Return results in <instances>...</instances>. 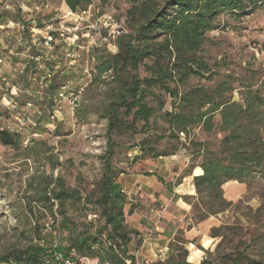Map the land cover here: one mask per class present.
Instances as JSON below:
<instances>
[{"label": "rangeland", "instance_id": "1", "mask_svg": "<svg viewBox=\"0 0 264 264\" xmlns=\"http://www.w3.org/2000/svg\"><path fill=\"white\" fill-rule=\"evenodd\" d=\"M130 6L126 0H92L85 11L70 15L64 0H0V14L7 10L12 15L0 25V129L17 132L21 137L17 148L0 144V256L24 248L30 239L36 244L37 230L52 251L65 244L62 239L66 234L60 231L58 236L55 234L57 215L49 217L47 209L33 202L49 180L52 181L49 189L63 184L65 189L77 191L81 198H94L98 196V184L107 165L109 176L114 170L126 175L134 166L150 171L146 174L155 177L146 178L143 192L132 189L129 183L121 189L128 202L124 207L127 224L140 215L155 216L156 223L148 227L152 232L150 237L145 230V238L154 243L158 238L157 227L166 226L164 223L168 221L160 214L163 199L148 198L147 193L161 186L156 196L162 198L163 193V198L171 199L176 190L187 196L190 186L194 188L193 180L181 178L190 164L198 163L190 162L188 143L174 155L139 160L141 152L137 145L142 140H147L148 147L156 153L176 145L157 139L166 126L159 117L151 119L149 131L138 135L110 134L107 119L102 117V110L115 98L117 89L109 74L104 77V83H91L96 63L93 56L116 53L117 37L127 32L126 12ZM238 16L237 19L220 16V27L206 33L202 56L211 68V80L192 78L190 85L210 86L228 79L234 88L233 101L242 103L247 90L257 91L264 98V6L248 9ZM116 30L120 33L114 35L112 32ZM144 75L140 69L139 76ZM52 84L54 88L62 87L50 93ZM166 100L164 109L170 111L171 99L166 97ZM259 110L264 115V105ZM222 136L218 129L211 133L194 131L195 141L212 147ZM155 162L159 169H155ZM179 183L184 186L177 188ZM168 184H172L171 188ZM222 194L229 203L227 210L200 223L194 219L197 211L189 205L197 202L196 192L193 199H182L191 207L187 218L197 228L193 240L188 237L191 225H187V220L176 222L178 228H173L170 242L164 248L140 249L136 246L138 238H133L129 254L135 256V264L164 261L172 254V248L180 246L188 255L193 252L190 261H195L189 262L187 255L186 262L198 264L219 242V238L211 237V230L217 228L248 231V238L254 231L261 239L252 242L253 249H264V173L247 183L228 182L222 186ZM180 206L187 209L182 203ZM130 208H133L132 216L127 215ZM89 209L90 214L80 224L101 223L96 222L95 207ZM205 239L211 242L203 247ZM139 240L142 243V236ZM54 254L60 252L53 251ZM60 255L75 258L71 253ZM80 264L98 263L89 260Z\"/></svg>", "mask_w": 264, "mask_h": 264}, {"label": "trees", "instance_id": "2", "mask_svg": "<svg viewBox=\"0 0 264 264\" xmlns=\"http://www.w3.org/2000/svg\"><path fill=\"white\" fill-rule=\"evenodd\" d=\"M126 1L131 5L126 12L127 32L117 37L116 53L93 56L96 63L91 72V83H104V77L109 74L117 89L115 98L102 110V117L107 119V131L117 135L146 133L155 116L164 122L163 134L157 139L176 145L156 153L148 147L147 140H142L137 145L141 152L139 160L168 157L179 147L185 148L189 144L186 150L190 162L198 163L190 164L181 178L192 177L194 188L190 186L188 193H194L195 189L197 202L189 205L197 211L196 222H203L227 210L229 203L223 198V185L232 181L247 183L257 174L264 173V115L259 110L264 105V98L257 91L247 90L243 102L239 103L232 99L234 88L228 79L210 86L190 85V80H211V68L202 53L206 33L220 27V16L237 19L248 9L264 6V0ZM64 2L70 11L83 12L92 0ZM11 17L7 10L0 14V25ZM140 69L145 73L143 77L139 76ZM60 87L54 88L52 84L50 93ZM166 97L171 99L170 111L164 109ZM196 129L204 133L218 129L223 136L212 147L194 140ZM181 138L183 142H180ZM20 140L17 132L0 129V144L17 148ZM114 171L109 176L110 168L106 166L98 184L97 197L81 198L77 191L67 190L63 184H55L49 189L52 185L49 180L42 193L33 199L34 203L47 209L49 217L53 218L54 213L58 216L59 231L66 234L62 239L65 244L53 251L60 254L74 252V260L87 258L98 264L136 263L135 256L129 254V245L133 238H138L136 246H140V233L125 222L127 197L115 179L124 172ZM158 181L164 184L160 177ZM171 186L168 184V188ZM90 206L96 209V222H102L80 224V220L90 214ZM132 214L133 208H130L127 215ZM36 233V244L30 239L24 248L2 254L0 262L60 264L40 230ZM248 233L220 228L211 230V237L219 238V242L198 264H264V249L255 251L252 244L261 236H255L252 231L248 238ZM210 242L205 239L202 246L206 247ZM171 251L166 260L150 264H193L189 262L195 261H190L193 252L188 255L182 246ZM187 255L189 262L185 260Z\"/></svg>", "mask_w": 264, "mask_h": 264}, {"label": "crops", "instance_id": "3", "mask_svg": "<svg viewBox=\"0 0 264 264\" xmlns=\"http://www.w3.org/2000/svg\"><path fill=\"white\" fill-rule=\"evenodd\" d=\"M155 164V169H159V164L157 162L154 163ZM139 166H134L132 167V170L130 172H127L126 175L122 174L118 179L117 182L120 184L121 188H123V185L125 183H129L132 185V189H135L136 191H142L143 187L146 184V178L148 177H155V176H148L146 173H151L149 172H144L141 171V168H137ZM183 180H188L191 181L192 177H183ZM160 185V184H159ZM184 184L180 183L178 185L177 188L179 187H183ZM160 187L156 188V189H152L150 191V193H147V196H149L148 198H152V199H163L162 200V210L160 211V214L162 215V217H164L168 222L164 223L166 226H160L157 227L156 230L158 231V238L156 239L157 243L154 242H149L146 238H145V230L147 231L148 237H150L151 229H148V227H152V224L156 223L155 220V216L154 215H140L137 216L132 222H129L128 224L130 226H132L133 229L137 230L140 233V236H142V243L140 245V249L141 248H149V251H154L156 250V247H160V248H164L168 245V243L170 242V237L169 235H171V233L174 231L173 228H178L176 225V222H184L185 220H187V225H191V227L188 229V237L191 238L192 240L196 237L197 235V228H195V224H191L190 219H188L187 217L190 214V209L191 207H189L188 205H186L185 203H183L182 199L183 196H186L183 192H178V190H176V192H173L171 194L172 198L168 199V198H163L164 194L161 193L162 198L157 197L156 194H160ZM124 192V190H122ZM143 192V191H142ZM125 193V192H124ZM128 194V192H127ZM195 196V192L194 193H188L187 197H194ZM180 203H182L183 205H185L187 207V209L185 210L184 208H182L180 206ZM181 209V212L178 213V211ZM133 215V214H132ZM130 215V216H132ZM137 215V214H135ZM134 215V216H135ZM133 216V217H134ZM157 217H160L159 215ZM172 221V222H171ZM183 224V223H182ZM164 240V241H162ZM151 255V254H150Z\"/></svg>", "mask_w": 264, "mask_h": 264}, {"label": "built area", "instance_id": "4", "mask_svg": "<svg viewBox=\"0 0 264 264\" xmlns=\"http://www.w3.org/2000/svg\"><path fill=\"white\" fill-rule=\"evenodd\" d=\"M68 13L70 15H72V11H69ZM112 33L114 35H117L120 32H119V30H116L115 32H112ZM50 41H51V38L48 37L47 43H49ZM55 208H56V206L53 209H55ZM54 215H56V214L54 213ZM55 228H56V230H55L56 233L55 234L58 236L59 235V230H58L57 216H56V221H55ZM71 254L75 256L74 252H71ZM54 259L60 264H80V263H82L84 261L85 262L89 261V259H87V258H78L77 260L69 259V258H66V257H62L60 254H54Z\"/></svg>", "mask_w": 264, "mask_h": 264}]
</instances>
